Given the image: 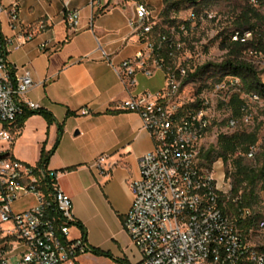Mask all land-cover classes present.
<instances>
[{
	"label": "built area",
	"instance_id": "2783aa9c",
	"mask_svg": "<svg viewBox=\"0 0 264 264\" xmlns=\"http://www.w3.org/2000/svg\"><path fill=\"white\" fill-rule=\"evenodd\" d=\"M63 2L67 21L77 28L81 10L72 9L71 0ZM3 11L0 0V14ZM208 18L213 16L193 11L189 20L169 25L149 3L137 2L129 24L142 49L119 65L110 61L129 92L137 86L138 74L165 75L161 89L130 95L119 105L140 115L154 141L153 149L139 159V178L129 181L133 202L124 228L141 254L135 264H264V218L246 232L240 223L253 217L252 210H228L239 197L232 196L230 181L216 177V164L223 160L208 166L203 157L213 130L232 134L239 126H249L251 104L262 102L258 94L244 90L240 76L217 67L225 59L213 60L207 47L191 44L196 22ZM18 20L14 0L9 21L14 26ZM33 36H21V44ZM229 36L236 41L241 32ZM242 37L251 39L252 32L245 30ZM3 45L0 33V142L11 146L12 127L24 108L41 107L25 99L35 82L29 71L15 73ZM208 77L212 80L193 94L186 92L189 84ZM237 94L244 100L240 120L231 108ZM80 113L88 115L90 110L82 108ZM5 153L3 145L0 155ZM256 154L257 147H252L244 156L254 159ZM107 160L101 155L93 164L104 176L111 174ZM77 227L73 200L61 188L59 172L11 154L0 158V264H74L90 250L83 236L72 235ZM257 232L263 235L258 243L253 241Z\"/></svg>",
	"mask_w": 264,
	"mask_h": 264
},
{
	"label": "crops",
	"instance_id": "0c3cea01",
	"mask_svg": "<svg viewBox=\"0 0 264 264\" xmlns=\"http://www.w3.org/2000/svg\"><path fill=\"white\" fill-rule=\"evenodd\" d=\"M13 1L1 0L0 33L7 61L16 74L31 73L35 86L25 99L51 112L55 122L49 125L38 114L29 117L22 129L12 128L13 144L4 148L37 165L42 148L55 147L62 126L48 167L59 172V184L73 200L76 220L86 229L91 249L74 264H135L141 254L124 228L133 202L129 181L139 178V159L153 149L154 141L140 115L119 105L130 95L155 92L165 83L161 71L152 77L138 74L137 86L129 92L110 63L119 65L142 49L129 24L136 2L71 0V8L81 10L80 24L72 28L63 0H17L19 20L12 26ZM27 33L33 38L21 44ZM82 108L90 114L82 115ZM24 146L35 147V152H22ZM101 155L108 156L109 176L93 166ZM74 231V236H82L79 227Z\"/></svg>",
	"mask_w": 264,
	"mask_h": 264
},
{
	"label": "trees",
	"instance_id": "16d2710c",
	"mask_svg": "<svg viewBox=\"0 0 264 264\" xmlns=\"http://www.w3.org/2000/svg\"><path fill=\"white\" fill-rule=\"evenodd\" d=\"M203 1L207 0H163V23L169 25L175 24L177 19L171 18V14H173V12L175 14L178 13L181 7L186 3L198 5V7H200ZM199 10L200 8L194 12H201ZM261 20V14L254 9L251 4L243 8L241 14L237 16L235 21V24L239 29L235 31H240L241 37L236 41H232L230 36L222 39L221 49L227 50V54L225 60L221 64H218L217 67H220L223 70H230L231 73L240 76L243 82L244 90L248 93L258 94L261 100H264V82L261 79V72L257 70L252 62L247 61L243 57L244 52L249 48H253L251 50L259 53L264 52V34L259 33L257 30V23ZM245 30L252 32L253 36L251 39L243 40L242 33ZM3 50L5 55H7L4 45ZM243 104L244 100L240 98L239 94L235 95L231 101L233 115L238 120H240L243 116ZM36 114L43 116L49 125L55 122V118L51 112L42 108L38 110H31L25 107L14 126L16 129H22L27 119ZM62 134L63 127L60 126L55 147L50 151L42 148L41 157L37 165L45 167L48 166L50 157L58 146ZM259 141L260 127H256L255 129L249 131L242 126L232 134L220 133L217 138V143L211 145L203 153V157L208 166H212L220 159L225 163H231V166L234 169L232 196L239 197V201L236 205L230 202L228 210L236 211L238 208H250L252 210L253 217L240 223L246 232H248L250 228L254 227L256 220L261 217L257 208L260 204V193L258 188L261 183L264 185V149L259 152L258 155L256 154V165L250 164L248 162V158H246L244 154L248 153L252 147H257ZM78 227L82 232V236L86 239V229L81 224H78ZM93 251L96 254L111 258L108 253L97 249Z\"/></svg>",
	"mask_w": 264,
	"mask_h": 264
},
{
	"label": "rangeland",
	"instance_id": "374dc122",
	"mask_svg": "<svg viewBox=\"0 0 264 264\" xmlns=\"http://www.w3.org/2000/svg\"><path fill=\"white\" fill-rule=\"evenodd\" d=\"M142 1H147V3H149L151 8L153 9L154 14L156 16H159L162 21L164 20L163 0H135L136 3ZM249 4H251L252 7L256 9L262 16V20L257 23V30L259 33L264 34V0H207L203 1L200 7H198V5L186 3L181 7L178 13L175 14L173 12V14H171V18L177 19L176 24L180 21L189 20L191 12L197 10L198 8H200L199 11L201 12L199 13L201 16L211 14L213 16V19L208 18L205 20H198L196 22V27L191 32L190 42L191 44L195 43L207 47L213 60H217L220 62L221 60L226 58V51L221 49V41L225 37L228 38L229 35L235 30H239L237 25L235 24L236 18L241 14L243 8ZM251 49L253 48H249L247 51H245L243 57L252 62L257 70L261 72V79L264 82V52H261V54L259 52V54H255L250 52L253 51ZM211 80V77H208L204 80H197L195 83L189 84V86L185 90L188 94H193L200 85H204L205 82L209 83ZM251 113L252 123L244 128L250 131L255 129L256 127H260V141L257 145L258 155L259 152L264 149V100H262L261 103L253 102L251 104ZM241 127L242 126H239L238 129H240ZM217 135L218 132H215L213 130L208 139L209 144L213 145L217 143ZM3 145H5L4 142H0V148ZM28 149L29 151L35 152V147L27 148L25 146L21 149V151L23 152ZM17 155L20 156L19 153ZM15 158L19 159L17 157ZM248 162L252 165H256L257 159H248ZM29 164L36 165L35 163ZM216 169V177L221 181H223L225 178V181H230L232 186L234 180V169L231 166V163H225L224 161H222L216 164ZM258 190L260 193V204L257 210L261 214L260 218H264V185L262 183L259 185ZM72 235H76V231H74ZM261 239H263V235L258 232L253 237V241H255L256 243H258Z\"/></svg>",
	"mask_w": 264,
	"mask_h": 264
},
{
	"label": "water",
	"instance_id": "95a60500",
	"mask_svg": "<svg viewBox=\"0 0 264 264\" xmlns=\"http://www.w3.org/2000/svg\"><path fill=\"white\" fill-rule=\"evenodd\" d=\"M9 155H10V153H5V154L0 155V158H6V157H8Z\"/></svg>",
	"mask_w": 264,
	"mask_h": 264
}]
</instances>
